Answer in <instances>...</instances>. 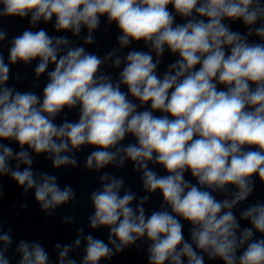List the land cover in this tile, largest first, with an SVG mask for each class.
<instances>
[{
    "label": "clouds",
    "instance_id": "clouds-1",
    "mask_svg": "<svg viewBox=\"0 0 264 264\" xmlns=\"http://www.w3.org/2000/svg\"><path fill=\"white\" fill-rule=\"evenodd\" d=\"M105 16L120 35L119 47L103 58L36 29L55 18L56 32L81 37L87 29L83 43L92 45ZM17 18H28L31 27L10 40L8 63L0 51V177L10 176L24 194L34 190L40 210L52 216L74 203L76 192L61 188L55 174L34 172L33 153L46 155L54 169L76 168V153L87 146L84 167L100 173L88 223L106 229L108 241L80 228L73 244H55L56 264H77L69 252L81 237V264L111 261L139 248L137 241L150 242L148 264H206L205 257L212 264H264V202L243 207L239 218L234 211L253 195L257 179L264 186V0H0V48L8 36L4 20ZM235 23L245 31L233 30ZM134 42L150 51L125 53ZM166 50L179 58L160 75ZM36 60V78L47 74L42 96L9 86L10 65ZM109 61L120 69L118 78L104 70ZM65 109H78V120L70 121ZM129 136L134 143H124ZM126 161L142 173L147 194L139 199L123 178L101 171ZM155 193L162 203L149 213L145 203ZM2 229L0 221V264H11V229ZM14 254L17 264H51L38 240L21 239Z\"/></svg>",
    "mask_w": 264,
    "mask_h": 264
}]
</instances>
